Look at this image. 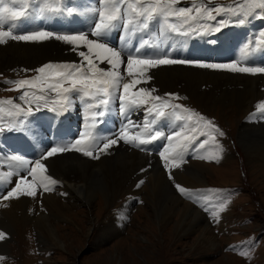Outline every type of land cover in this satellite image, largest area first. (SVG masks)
Returning a JSON list of instances; mask_svg holds the SVG:
<instances>
[{"label": "rangeland", "instance_id": "374dc122", "mask_svg": "<svg viewBox=\"0 0 264 264\" xmlns=\"http://www.w3.org/2000/svg\"><path fill=\"white\" fill-rule=\"evenodd\" d=\"M192 1L195 4L191 6L192 12L190 16L198 18L199 22L197 19L195 21L188 20V24H193L191 27L197 28L199 31H205L206 27L214 24V20L207 19L205 10L208 8L221 9L224 4H227L225 6H232L233 3L237 2L234 4L236 9L233 14L235 16H241L244 7L247 11L256 10L253 0ZM197 8L201 9V14L196 12ZM224 9L227 13L228 10ZM211 14L216 17L218 13L213 11ZM226 21H228L229 25L233 24L231 18ZM191 41V39L186 37H174L170 40L169 42L172 43L170 47L172 55L170 58L222 63L235 61L231 60V58L218 60L214 54L212 55L214 56L213 59L203 53L206 43L195 46ZM192 42L200 43L195 40ZM40 44L41 51L35 62L32 60V53L31 57H27L23 53L9 54L12 53V50L8 49L14 46V41L8 40L5 45H0V123L5 126L11 125L15 119H22V122H24L26 117L29 116V108L33 111V108L38 109L41 106L35 102H30L29 98H20L23 96L24 91L29 92V97L37 96L40 91L36 93L33 90L38 88H30L28 86L18 88L14 81L32 79L38 76L39 73L36 69L46 63L59 60L75 62L69 59L70 56L57 53L59 49L53 48V44L44 45L45 42H40ZM194 47H198L202 51V55L189 58L187 52ZM5 50L8 51L4 52ZM166 50L169 49L166 48ZM165 54L167 52L162 49L160 56ZM249 55L250 51L243 50L241 52V56L244 58L249 57ZM261 57H263L262 62L264 63V54ZM235 62H237L238 66H249L245 62ZM76 63L83 64L79 60ZM219 71H223V73ZM121 72L124 74V82L126 80L130 82L132 78L127 77L125 69L121 70ZM149 75L153 77L152 80H146L137 85V87H144L149 90L155 88L156 91L152 95L160 96L162 100L168 102L160 107V110L165 115L159 116L156 110L151 115H146L147 109L152 107L151 103L145 104L139 109L130 110L127 116L117 115L115 109L119 105H111L108 114L104 118H107L112 123L107 124L103 118V123H100V118H97L99 121L97 122L98 129L96 134L98 137H103L107 140L116 139L120 130L131 119L133 123L128 125L127 131L130 135H135L138 132H142L145 120H147L151 131H144V138L154 135L156 131L164 133V136L158 137L157 140L152 141L150 144L136 147L135 143L126 144L118 140L117 145H114L107 153H102L99 159L85 157L82 153L72 150V152L58 153L56 156L44 160L43 156L46 155V151L51 147L64 146L65 143L74 142L78 138V133L85 130V124L90 121V119L88 120L89 116L93 112L100 111V108L96 107H89L88 109L82 100L76 96L77 93H71V99L74 102L69 104L70 109H60V113L52 119L51 124L46 128V130H49V134L44 133L42 127L32 132H30L31 128L28 129L29 137H35L37 134L41 135L36 137L34 141L28 138L23 141L31 146L35 145V157L19 153L9 156L11 160L6 162L0 156V165H9L8 168L16 172L17 176L26 175L27 166L32 165L34 159H41V162L46 164L47 171L45 175H50L57 181V184L53 185L57 194H61L59 193L60 191L62 193L65 191L64 182L58 178L61 175V166L60 168L55 167V164H57L55 162L59 156L60 160L72 162L70 170L77 177L87 175L88 180L95 177L96 181H98L103 175L110 176L109 174H104L107 171H115L117 173L120 171L119 181L110 183L112 191L108 193L107 201H103V204L100 203L102 201L100 188H97L96 198L89 205L90 207L81 204L79 201H73L75 202L72 205L73 210L71 209V211L67 212L72 222H69V219L58 220V218L52 217L49 212L48 214L44 212L40 214L39 217L43 216L48 219L53 227L57 224L58 236L66 244V246L51 248L44 247L41 244V240H44V238L39 233L38 227L33 220L26 218L23 213L16 212L14 214V216L16 215L15 217L7 218V206L2 205L1 202L4 201L2 196L15 184L10 186V189L9 187L6 188L4 183L6 177L4 179L0 178V185L2 186L0 189L3 191L0 193V231L6 234V238L0 241V256L5 257L4 260L0 261V264H264V161L249 155V149L261 150L259 148H264V107L259 110L262 115L256 112L255 119H252L248 118L243 110L239 111L234 104H231L232 100L228 99L233 93L250 90L254 94L255 99L245 104L244 109L254 101L264 105V74L231 73L224 70L202 69L192 65H168L149 70ZM213 81L215 82L213 83ZM41 87L46 88V85H41ZM192 89H196L202 94L204 92L210 94L215 100L209 105H202L200 101H197ZM45 92L57 95L56 92L50 89H46ZM170 93L175 95L169 96L168 94ZM42 95L45 96L46 94L42 92ZM6 98H10L11 103L15 106L19 105V108L14 107L15 112L12 116L3 113L7 111ZM40 103L44 105L45 100ZM90 103L94 106L97 101L90 99ZM47 104L49 105L48 102ZM74 105H77V108L73 109ZM171 105H179L180 107L174 109ZM185 109L190 111L186 112ZM68 112L70 113L68 114ZM195 114H199V116ZM177 116L184 118L177 119ZM189 116H191V119H188ZM199 117H204V120H199ZM74 119L76 120L75 124L72 123ZM168 119L169 123L166 125V120ZM157 120L163 126L162 130L160 128L156 129L155 123H152V121ZM198 120L199 122H197ZM206 121H211L224 135L220 136L219 132L205 126ZM114 123L116 124L114 125ZM167 127H172L175 130L171 132L172 128L167 130ZM193 128L196 129L195 132L192 131ZM253 128L257 130H252ZM245 131L247 134L254 135L247 136L244 133ZM174 132H181V137L174 138L173 144L177 140H182L183 136H195L196 140L189 144L184 161L170 162L169 167L165 168V161L159 156V152L163 151L165 146H168L169 142L166 137ZM106 135H109V137H105ZM210 137H215V139L213 140ZM205 140L208 142L204 143L203 147H200V144ZM103 143L105 141L97 139L94 155L99 153ZM213 148L224 152V157L219 156L218 160L213 159L214 156L210 152ZM21 155L30 161L27 166H22L20 161L16 159L17 156ZM135 155L141 156V164L138 165V162L132 158ZM200 157H205V159H200ZM195 161L206 165L207 169L202 175L197 176L198 181L202 180L203 182L202 188L190 189L186 181L182 183L180 176H194L196 174V170H193ZM176 163H179L180 167H175ZM135 168L136 171L128 177ZM49 170H53V173ZM99 170L104 173L98 175ZM93 173L97 174L93 175ZM28 179L31 180L32 177L29 176ZM141 179L144 180V183L137 188L136 185ZM158 181L162 184H159ZM151 183L157 190L163 188L169 191L175 199L181 201V207L168 219L166 223L168 232H164V234L159 229L157 231L158 220L155 211H160L164 207L166 209L171 207V202L165 198L157 203L152 201L149 203L145 189ZM176 184H179L187 191L181 193L176 188ZM139 189L141 193L137 192ZM196 190L207 191L203 195L209 196L212 203H210L209 199L205 202L204 197L199 198L194 195ZM45 193L44 188L38 186L35 198H21L37 202L39 197L40 204L41 198ZM75 196L78 199L77 193H75ZM62 203L65 204L66 201L63 200ZM186 203L195 209L196 213L194 215L206 219L207 223L202 221L203 226L207 225V229L212 234L205 235L206 238L197 231L184 236L175 234L171 227L178 220L179 215L182 213L181 208ZM221 205L224 206L222 211L220 210ZM100 207L104 208L103 212L100 211ZM205 209H208V211H205ZM212 212H217L218 217L213 218ZM106 213H110V216L107 215L106 217ZM109 217L111 219L108 220ZM92 218H94V221ZM147 219H150L151 222ZM117 223H120V227L116 225ZM67 246H69V249L66 250ZM43 248H46L48 252L43 251ZM28 250L30 253H28Z\"/></svg>", "mask_w": 264, "mask_h": 264}, {"label": "snow or ice", "instance_id": "6c2138e0", "mask_svg": "<svg viewBox=\"0 0 264 264\" xmlns=\"http://www.w3.org/2000/svg\"><path fill=\"white\" fill-rule=\"evenodd\" d=\"M35 3L36 0H11V4H20V8H15L9 6L6 0H0V45H5L8 40L15 42H45L50 40L63 42L65 45H69L70 50L76 52L79 57L82 58L84 65L76 62H65L63 64H53L46 63L43 66L36 69L39 73L38 76L32 79H21L14 81L18 88H24L28 86L30 88H38L39 91L44 92L46 89H50L56 92L57 96L61 97L54 101L53 103L61 109L67 110V104L70 100V93H82L84 97L96 100L97 103L89 105V107H96L102 110L98 112H93L91 119V124H85V130L78 133V138L74 142L65 143L64 146H53L46 151V155L43 156L44 160L49 157H54L58 153H66L69 150H74L77 153H82L85 157H91L92 159H99L100 154L107 153L114 145H117L118 140L123 141L126 144H134L136 147L141 145H148L152 141L157 140L158 137L164 136L163 132L156 131L154 135L144 138V131H151L149 122L145 120L144 129L142 132H138L135 135H130L127 131L128 125L132 124L131 119L128 120V124L120 130L118 139H108L107 142L103 143L102 148H100L99 153L94 155L96 151V141L98 136L96 134L97 128V118L100 119V123H103V119L112 103L116 100L119 101V110L122 115L127 116L130 110L139 109L145 104H152L146 111V115H151L154 110H156L159 116H164L165 113L160 110V107L166 105L168 102L162 100L160 96H153L152 93L156 91L155 88L147 89L140 87L138 90H133L137 88L142 82L150 81L153 77L149 75V70L155 69L159 66L168 65H192L202 69L210 70H224L231 73H247V74H264V66H238L237 62H205L201 60H188L182 58H169L172 54L167 53L158 58H152L151 56L144 57L139 55L141 48L144 45H149L148 40H143L142 45L135 49L134 53L128 54L126 57V75L132 78L130 82H121L124 76L121 72V66L124 64V53L118 50L115 46H110L107 42V38L117 29L123 26L124 33L135 35L136 29L147 30L149 28L150 22L156 20L158 17L162 18L164 25L167 26L173 32L178 31L176 26L170 24L169 17L175 16L177 18H182L185 21L195 20L196 17L190 16L192 9L190 7H176L179 0H99V7L94 9V12L98 13V20L95 22L94 26L90 28L88 32L79 31L72 34H58L55 31L39 29L31 30L23 34H14L13 27H9L8 30L5 29V25L9 21H16L25 16L29 15L28 6L29 3ZM253 4L256 8L264 9V0H253ZM46 10L50 13H62L63 8L51 5L46 6ZM44 9L40 12L43 13ZM68 14H72L75 10L72 7L66 9ZM207 12V19L216 20V17L211 13L213 11L218 14L222 11L220 8H208L205 10ZM196 12L201 14V9L197 8ZM220 26L214 29L206 27L203 33H197L198 35H208L210 32H220L222 27L228 25V21L221 20L218 22ZM239 23L243 25L245 21L243 19L239 20ZM194 31V30H193ZM182 35H189L188 32L181 33ZM264 36V32L260 33ZM94 37V39L90 38ZM123 39V36H122ZM215 43V41H211ZM127 46V45H125ZM86 49L80 50L81 48ZM106 63L110 66L107 70L102 68L97 63ZM68 84L69 87H65ZM41 85H46L41 87ZM173 96L175 94H168ZM21 99L29 98L30 102H35L39 105L41 101L45 100L44 96H33L29 97V92L24 91ZM48 107L47 102L44 104ZM174 109L180 107L179 105H171ZM261 107H264L262 105ZM19 108V105H17ZM39 110V108L37 109ZM55 111L56 109H51ZM29 114L31 113V108H29ZM185 111H190L185 109ZM199 116V114H195ZM184 117L177 116V119H183ZM191 119V116L188 117ZM199 120H204V117H199ZM199 120L197 122H199ZM23 125V122H21ZM155 123V121H152ZM205 126L214 129L219 132L220 136L224 133L219 131L212 124L211 121H206ZM14 129H7V131H13ZM5 129L0 128V134H3ZM193 132L196 131L195 128L192 129ZM181 132H174L172 135L166 137L169 142L168 146H165L163 151L159 152V156L165 161L164 167H169L170 162L184 161L185 153L189 147V144L196 140L195 136H183L182 140H177L173 144L174 138H180ZM215 139V137H210ZM138 142V143H136ZM208 141L205 140L200 147H203L204 143ZM20 161L22 166H27L30 161L26 160L22 155L16 157ZM200 159H205V157H200ZM213 159L218 160L219 157H213ZM175 167H180L179 163L175 164ZM47 171L46 164L41 162V159L37 158L34 161V165L31 168H26V175H21L16 181L15 186L12 187L6 194L2 196V199L7 201L11 198L19 197H32L37 196V187H43L45 191H51L50 185L57 184V181L53 179L50 175H45ZM143 171V169H142ZM32 177L31 180L28 177ZM171 179V175H170ZM144 183L141 179L136 185L139 188ZM176 188L184 193L187 190L181 187L179 184L175 185ZM66 195V194H65ZM5 207L7 205H4ZM223 205L220 206L222 211ZM208 211V209H205ZM213 218L218 217L217 212L211 213ZM6 238V234L0 231V241ZM246 254V253H242ZM5 257L0 256V261L4 260Z\"/></svg>", "mask_w": 264, "mask_h": 264}, {"label": "bare ground", "instance_id": "6f19581e", "mask_svg": "<svg viewBox=\"0 0 264 264\" xmlns=\"http://www.w3.org/2000/svg\"><path fill=\"white\" fill-rule=\"evenodd\" d=\"M53 44V48H57L59 49V54L62 55H68L70 56L69 59L72 61L77 62L78 60L80 62H82V58L79 57L77 55L76 52H73L70 50L69 45H65L63 42L60 41H55V40H50V41H45V44ZM41 44L40 42H30V43H25V42H15L14 41V46L11 49L8 50H12V53L9 54H13V53H17V54H21L23 53L25 56L27 57H31V53L33 54L32 56V60L33 62H35V60L37 59V56L39 54ZM49 48V47H48ZM8 50H5L4 52H7ZM46 50V49H45ZM80 50H84L86 51V49H84L83 47ZM20 59V58H19ZM12 61V60H11ZM32 62V63H33ZM83 64L85 62H82ZM97 63L99 64L100 67L105 68L106 70L110 67L108 66L106 63H99V61H97ZM6 64V63H5ZM28 68V67H27ZM125 69L124 64L121 66V70ZM176 70V69H175ZM178 71V70H177ZM182 71V70H181ZM220 73H223V71H219ZM156 74V73H155ZM196 74V73H195ZM124 75V74H122ZM152 75V74H151ZM200 75V74H199ZM214 75V74H213ZM154 76V75H153ZM223 76V75H222ZM189 78V77H188ZM190 79V78H189ZM234 79V77H233ZM251 79V78H248ZM261 79V78H260ZM125 80V78L123 79ZM152 80V79H151ZM155 80V78H154ZM231 81V80H230ZM125 82H129V81H125ZM215 81H213L214 83ZM124 83V81L121 82V89H122V84ZM149 83V82H148ZM231 83V82H230ZM140 85V84H139ZM149 86V85H148ZM207 86V85H206ZM209 86V85H208ZM263 86V85H262ZM216 87V86H215ZM227 87V86H226ZM190 88V87H189ZM258 88V87H257ZM139 88L137 87L135 90H138ZM228 89V88H227ZM245 90V89H244ZM192 91L195 93L197 101H200L199 103L204 105H209L212 101H214L215 99L213 98V96H210V94H206L204 92V94L199 93L196 89H192ZM230 94V93H229ZM187 97V96H186ZM192 97V96H191ZM220 97V96H219ZM263 97V95H262ZM264 98V97H263ZM262 98V99H263ZM228 99H231L232 102L231 104H234V106H236L239 111L243 110L244 113L247 115L248 118H252L255 119V114L256 112H259V115H262V113H260L259 110L262 109V104H260L258 101H254L252 103H250L246 109H244L245 104H247L249 101H252L255 99L254 94L248 90V91H242L240 93H233L231 94ZM218 100H225V99H218ZM88 103V102H86ZM85 103V104H86ZM89 104V103H88ZM86 106V105H85ZM214 106V105H213ZM74 108V107H73ZM200 108V107H199ZM263 112V111H261ZM205 113V112H204ZM240 115V114H239ZM245 116V115H244ZM139 118V117H138ZM101 119V118H100ZM115 125V124H114ZM185 128V127H184ZM82 130V129H81ZM252 130H257L256 128H253ZM259 131V130H258ZM256 131V132H258ZM252 132V131H250ZM136 133V132H135ZM245 134L246 131L244 132ZM248 135H254V134H247ZM260 136V135H259ZM251 137V136H250ZM256 137V136H255ZM262 137V136H261ZM247 138V137H246ZM177 139V138H176ZM259 139V138H258ZM181 140V139H180ZM254 140V139H253ZM174 141V140H173ZM260 144V143H259ZM245 147V146H244ZM125 149V148H123ZM261 150H251L249 149V155L253 156L255 159H261L264 161V148H259ZM156 150V149H155ZM113 151V150H112ZM126 151V150H125ZM132 152V151H131ZM211 154L214 157H219V156H223L225 155L224 152L222 151H218L215 150V148L210 150ZM113 153V152H112ZM132 154V153H131ZM101 155V154H100ZM124 155V154H123ZM60 157V156H59ZM57 158V161L55 163V167L60 168L61 166V175L60 180L62 179V181L64 182L63 186L65 187V191H63V193L60 191L59 193L61 194H57L54 190L55 186H51L50 188L52 189L51 191H46L45 194H43L44 196L41 198L40 204H39V197L37 199V202H32L31 200L28 199H24V198H11L7 201H2V205H7L6 207V216L8 219H11L14 216V214L16 212L19 213H23L25 215L26 218H28L29 220H33L36 224V226L39 229V233L43 236L44 240H41V244L44 247H57V246H66V244H64L59 236H58V232H57V224L55 225V227H53L51 225V222L44 218L43 216L39 217L40 214H42V212L47 213L49 212L50 215H52V217H55L56 219L58 218L61 220H66L69 219V222H72L71 218L68 216L67 212H69V210L71 211L72 205L76 202L79 201L81 202V204H85L87 206L91 205L92 201L94 200V198H96V190H98L97 188H100L101 190V200L100 203H102L103 201H107V196L108 193H110L112 191V188L110 186L111 182L114 181H119L118 176H120V171L115 172V171H107V172H103L100 171L98 173V175L100 174H109L110 176H105L103 175L101 179H99L98 181H96L95 177H92L90 180H88V176L87 175H83L82 177H77L71 170H70V165L72 164V162L69 161H63L60 160L61 158ZM63 157V156H62ZM155 157V156H154ZM135 161L138 162V165L142 163V158L139 155H135L132 157ZM131 158V159H132ZM146 158V157H145ZM114 159V158H113ZM254 159V160H255ZM1 160V159H0ZM52 160V159H51ZM70 160V159H69ZM221 160V159H220ZM82 161V160H81ZM119 161V159H118ZM132 161V160H131ZM199 161V160H198ZM89 163V162H88ZM92 163V162H91ZM151 163V162H150ZM80 164V161H79ZM110 164V163H109ZM149 164V163H148ZM92 165V164H90ZM123 165V164H122ZM9 165L3 167L2 165H0V178L1 179H5V184H6V188L10 186H13L16 181L19 179L16 175V172H13L10 168H8ZM77 167V165H76ZM193 170H196V174L194 176H189V177H183L180 176V180L183 182L186 181V183H188V186L190 189H196L202 186L203 182L202 180L197 179V176L202 175L205 171H206V165H203L201 162H194L193 163ZM50 168V167H49ZM80 168V167H79ZM137 168V167H136ZM136 168L133 169V171L128 175V177L130 175H132L135 171ZM153 168V167H152ZM168 168V167H167ZM57 169V168H56ZM154 169V168H153ZM81 170V169H80ZM85 170V169H84ZM155 170V169H154ZM162 170V169H161ZM183 170V169H182ZM53 173V170H49ZM56 171V170H55ZM131 171V170H130ZM166 171V170H165ZM82 172V171H81ZM94 172V171H93ZM156 172V171H155ZM164 172V171H163ZM60 173V172H59ZM123 173V172H122ZM144 173V172H143ZM97 173H93V175H95ZM137 174V173H136ZM145 174V173H144ZM143 174V175H144ZM53 175V174H52ZM140 175V174H139ZM154 175V174H153ZM161 175V174H160ZM149 176V175H148ZM57 177V176H56ZM127 177V178H128ZM132 177V176H131ZM152 177V175H151ZM155 177V176H153ZM157 177V176H156ZM162 177V176H161ZM141 178V177H140ZM146 178V177H145ZM148 178V177H147ZM132 179V178H131ZM203 179V178H202ZM165 180V179H164ZM167 180V179H166ZM157 182V181H156ZM164 182V181H163ZM138 183V182H137ZM159 184H162L160 181H158ZM133 184V183H132ZM131 184V186H132ZM146 186V185H145ZM187 186V187H188ZM0 187L2 188V186L0 185ZM128 188H130V186L127 185ZM119 188V187H118ZM134 188H136L134 186ZM172 188V186H171ZM202 188V187H201ZM124 189V187H123ZM127 189V188H126ZM125 189V190H126ZM60 190V189H59ZM136 190V189H135ZM146 198L147 201H152L154 203L160 202L162 200H164L165 198H167L168 200H170L171 202V207H168L166 209V207H164L163 209H161L160 211H155V213H157V231L159 229V231H161L162 234H164V232H168V225L166 224L168 222V219H170L171 215L177 211V209H179V207H181V204L178 199H175L171 193L169 191H166L165 189H161V190H157V188L154 187L153 183L149 184L146 186ZM9 191V190H8ZM122 191V190H120ZM127 191V190H126ZM3 191L0 189V193H2ZM100 192V191H99ZM116 192V191H115ZM138 193H141L140 189L137 191ZM144 192V191H143ZM207 191H199L196 190L194 191V195L198 196L199 198H203L205 199V202L209 199L210 203H212V200L209 196H205L203 195L204 193H206ZM75 193L78 194V199L75 196ZM117 193V192H116ZM120 193V192H119ZM124 193V192H123ZM66 194V195H65ZM137 194V193H136ZM202 194V195H200ZM3 195V194H2ZM125 195V194H124ZM123 195V196H124ZM174 195V194H173ZM193 195V196H194ZM99 196V195H98ZM145 196V195H144ZM175 196V195H174ZM192 196V195H191ZM136 197V195H135ZM209 197V198H206ZM122 198V197H121ZM145 198V199H146ZM114 199V198H113ZM65 200L66 203L63 204L62 201ZM182 200V199H181ZM75 201V202H73ZM114 201V200H113ZM126 203V202H125ZM195 203V202H194ZM62 204V205H61ZM103 204V203H102ZM111 204V203H110ZM108 204V205H110ZM164 204V202H163ZM111 206V205H110ZM90 207V206H89ZM151 207V206H150ZM158 207V206H157ZM100 211H104L103 207H100ZM182 209V213L179 215L178 220L174 223V226L171 227V229L173 228V231L175 232V234H177L178 236H184L186 234H190L193 233L195 231H197L201 236L205 237V235H210L212 234V232L210 230L207 229V225L203 226V222H206V219L204 217H198L196 215H194L195 209L188 203H186L184 205V207L181 208ZM176 213V212H175ZM110 213H106V217L107 215H109ZM60 215V216H59ZM110 216V215H109ZM174 216V215H173ZM51 217V216H50ZM16 219V218H15ZM111 219V217L108 218V220ZM92 220L94 221V218H92ZM150 220V219H147ZM152 220H154L152 218ZM156 220V219H155ZM203 221V222H202ZM29 222V221H28ZM53 222V221H52ZM111 222V220H110ZM151 222V220H150ZM207 223V222H206ZM205 223V224H206ZM19 225V223H17ZM16 224V225H17ZM30 224V223H29ZM23 225V223H22ZM31 225V224H30ZM116 225H118L120 227V223H117ZM151 225V224H150ZM2 226V225H1ZM20 227V226H19ZM25 227V226H24ZM167 227V229H166ZM31 228V227H30ZM75 228V227H74ZM107 228V227H106ZM78 229V228H75ZM12 230V229H11ZM79 230V229H78ZM9 231V230H8ZM107 232V231H106ZM105 232V233H106ZM35 233V232H34ZM38 233V234H39ZM160 233V232H159ZM21 234V233H20ZM167 234V233H166ZM169 234V233H168ZM197 234V233H196ZM40 235V236H41ZM167 236V235H166ZM180 238V237H179ZM206 238V237H205ZM204 240V238H202ZM168 241V240H167ZM212 242V241H211ZM23 244V243H22ZM42 247V246H41ZM69 246H67L66 250L69 249ZM65 248V247H64ZM48 252V250L46 248H43V251ZM162 250V249H161ZM29 251V250H28ZM30 253V251L28 252Z\"/></svg>", "mask_w": 264, "mask_h": 264}]
</instances>
